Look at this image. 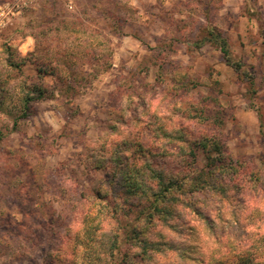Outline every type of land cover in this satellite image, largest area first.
<instances>
[{
  "label": "rangeland",
  "instance_id": "374dc122",
  "mask_svg": "<svg viewBox=\"0 0 264 264\" xmlns=\"http://www.w3.org/2000/svg\"><path fill=\"white\" fill-rule=\"evenodd\" d=\"M209 26L241 71L212 40L201 42ZM48 28L69 35V48L93 37L94 53L106 38L109 65L71 101L54 89L19 117L25 83L53 85L36 68L50 57L39 34ZM201 119L220 126L232 159L264 178V0H0V264L88 263L96 244L75 248L81 196H95L118 171L117 154L140 164L142 147H171L161 128H202ZM95 159L107 168L96 169ZM194 229L169 235L195 258L188 264H204L205 250L194 249L209 238L204 226ZM127 245L118 242L112 264H132ZM168 258L177 259L168 252L161 261Z\"/></svg>",
  "mask_w": 264,
  "mask_h": 264
},
{
  "label": "trees",
  "instance_id": "16d2710c",
  "mask_svg": "<svg viewBox=\"0 0 264 264\" xmlns=\"http://www.w3.org/2000/svg\"><path fill=\"white\" fill-rule=\"evenodd\" d=\"M207 28L201 42L212 40L226 63L241 71L243 64L232 59L227 39L217 28ZM39 34L50 57L47 55L46 64H36L37 72L49 73L53 85L25 83L19 117L28 116L31 102L52 96L54 89L71 101L109 65L111 50L106 38L99 42L102 49L94 53L93 37L79 38L77 47L69 48V35L55 37L49 28ZM34 40L37 47L38 37ZM79 60L84 63L75 64ZM209 122L198 120L202 128L195 129L179 125L173 132L161 128L158 136L168 138L171 147L156 153L142 147L141 155L148 157L140 164L135 159L129 161L125 153L112 159L119 164L118 171L112 170L111 179L96 190L95 196H81L76 207V250L90 249V241L96 244L90 261L82 264H112L122 238L128 244L124 255L131 256L132 264H188L195 258L187 248L171 241L169 234L183 227L194 232L196 225L204 226L209 238L204 248L196 245L194 249L199 256L205 250L204 264H264V178L252 165L231 158L220 126L207 128ZM221 122L217 121L219 125ZM95 160L96 169L107 168L104 161ZM215 227H228L233 234L218 235ZM223 236L226 238L221 241ZM194 237L199 244L202 239ZM168 252L177 259L168 258L164 263L161 258Z\"/></svg>",
  "mask_w": 264,
  "mask_h": 264
}]
</instances>
